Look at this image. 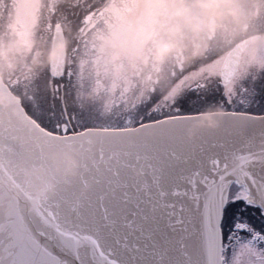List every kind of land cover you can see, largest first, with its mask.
I'll return each instance as SVG.
<instances>
[{
  "label": "snow or ice",
  "instance_id": "snow-or-ice-1",
  "mask_svg": "<svg viewBox=\"0 0 264 264\" xmlns=\"http://www.w3.org/2000/svg\"><path fill=\"white\" fill-rule=\"evenodd\" d=\"M222 97L191 134L185 98L138 118L0 111V264H264V86Z\"/></svg>",
  "mask_w": 264,
  "mask_h": 264
},
{
  "label": "flooded vegetation",
  "instance_id": "flooded-vegetation-1",
  "mask_svg": "<svg viewBox=\"0 0 264 264\" xmlns=\"http://www.w3.org/2000/svg\"><path fill=\"white\" fill-rule=\"evenodd\" d=\"M177 1L173 10L167 8L168 0L163 1L153 12L157 13L153 25H143L148 34L133 49L129 94L123 105L119 102L116 114L126 111L138 118L145 106L154 104L175 111L183 105L173 102L182 98L188 101L185 110L224 112L225 91L236 95L247 88L251 94L264 86V0ZM107 2L122 4V0H0V76L23 105L30 103L26 98L31 89L40 95L41 82H46L50 107L54 105L58 115H63L62 107L77 115L88 109L104 111L106 73L100 69L105 63ZM97 17L100 33L94 24ZM122 54L120 47L114 49V63L126 61ZM61 73L65 79H52ZM67 73H72L71 80ZM82 76L100 86L91 90L86 82L83 87ZM57 85L60 90L54 92ZM121 86L122 81L114 85L113 91L119 92L115 98ZM82 89L88 93L85 104L77 100Z\"/></svg>",
  "mask_w": 264,
  "mask_h": 264
},
{
  "label": "rangeland",
  "instance_id": "rangeland-1",
  "mask_svg": "<svg viewBox=\"0 0 264 264\" xmlns=\"http://www.w3.org/2000/svg\"><path fill=\"white\" fill-rule=\"evenodd\" d=\"M163 1L165 0H122V4H120V6H109V2H107L106 7H104L107 21L105 24L107 28L104 38L106 53L105 63L100 69V72L104 70V72L106 73L104 86H102L104 92L106 93L105 106L103 107V110H105L106 108H112L115 112L117 109L116 106L123 102L124 98L128 96L129 93L127 92L128 88L130 87V73L132 72L131 70L135 65H133V49L135 48L137 40H140V38H143L146 34H148L145 31L146 27L153 25V23L155 22L153 21V19H155L156 16L154 15L157 13L153 14V12L162 7ZM168 1L169 7L167 6V8L173 10L177 7V0ZM131 2H134V6H130ZM97 20L98 17L96 18V20H94V24L96 25L95 29L99 31L98 33H100L101 29H99L100 25ZM143 25H146V27H144ZM117 40L122 41L121 46ZM119 47L123 52L122 58H124L125 56L127 58L126 61L122 60V62L120 61L119 63H114L113 59L117 58L113 55L114 49H118ZM142 52L145 51L142 50ZM114 73L121 74V77H114V75H116ZM84 77L82 76V78H80L84 82L82 83L83 87L86 82L87 84L91 85V90L100 86L97 85L98 81H86V78L84 79ZM118 81H122V86L120 87V96L115 98L114 93L117 96L119 92H115L113 90L115 88L114 85L117 84ZM87 94V90L84 91L82 89V92H80L77 100L85 104V101H87V99L85 98ZM26 99L33 104L38 103V101L40 100L39 92L34 93L31 89L30 94ZM123 104L124 103H121L120 105Z\"/></svg>",
  "mask_w": 264,
  "mask_h": 264
},
{
  "label": "water",
  "instance_id": "water-1",
  "mask_svg": "<svg viewBox=\"0 0 264 264\" xmlns=\"http://www.w3.org/2000/svg\"><path fill=\"white\" fill-rule=\"evenodd\" d=\"M55 49V48H54ZM55 64H51V67H55ZM61 67V62L57 65ZM20 102L18 98L9 90L0 77V111L3 112L5 117L14 119L20 114ZM223 112H206L199 113V117L195 120L188 122L185 127L189 134L194 133L201 128H213L219 125L221 118L219 114ZM75 169L73 168V171ZM31 170H28L26 174H30ZM54 190V185L50 181L37 182L35 185L29 186V191L33 193H51Z\"/></svg>",
  "mask_w": 264,
  "mask_h": 264
},
{
  "label": "trees",
  "instance_id": "trees-1",
  "mask_svg": "<svg viewBox=\"0 0 264 264\" xmlns=\"http://www.w3.org/2000/svg\"><path fill=\"white\" fill-rule=\"evenodd\" d=\"M42 85L44 84L43 86V91H42V94L39 95V102H45L46 106L47 107H50V94L48 93V87L47 85L45 84L46 82H41Z\"/></svg>",
  "mask_w": 264,
  "mask_h": 264
}]
</instances>
